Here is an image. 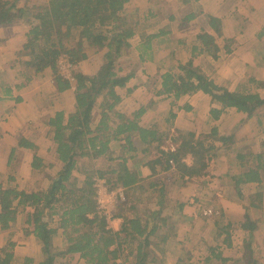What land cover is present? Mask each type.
I'll list each match as a JSON object with an SVG mask.
<instances>
[{"label":"crops","instance_id":"obj_1","mask_svg":"<svg viewBox=\"0 0 264 264\" xmlns=\"http://www.w3.org/2000/svg\"><path fill=\"white\" fill-rule=\"evenodd\" d=\"M133 4L141 8L137 15L134 12L138 9H133V12L127 10ZM127 9L138 24V35L133 38L139 51L138 67L128 71L132 77L124 87L115 90L120 98L116 111L129 118L138 111L142 112L139 127L149 129L156 125L161 135H158V141L148 146L147 151H142L139 142L134 143V153L127 152L123 137L112 141L109 144L112 161L108 165L115 167L122 159L126 161L128 170L142 184L138 206L146 202L143 193L150 194L147 195L151 197L146 209L148 216L157 214L159 208L155 197L164 186L165 207L157 214L155 233L150 238L148 249L153 259L151 264H243L247 258L256 264H264V203L258 209L248 206V198L256 192L253 184L241 186L242 198L237 196L231 179L233 156L220 153L224 145L216 146V155L207 162L206 173L201 177L180 178L173 163L164 169L166 164L160 155V152L175 151L177 135L205 136L213 128L219 135L233 136L232 151L236 144L239 148L259 153L264 140V108L259 120L256 116L248 118L234 109H226L214 120L210 111L219 107L201 92L182 96L173 104L171 98L157 95L161 76L167 71L161 59L167 57L174 63L181 53L178 65L191 61L215 84L227 86L229 91L250 87L264 98V0H189L187 3L182 0H131ZM211 17L221 21V37L216 41L219 51L215 58L207 52L192 56L191 49L197 46L195 37L201 32L213 34L208 24ZM26 32L27 27L21 23L0 26V183L6 185L12 176L14 185L36 191L47 188V177L62 167L47 121L57 113H63L64 117L72 114L75 99L73 87L57 91L49 70L35 74L32 69L19 66L16 56L26 42ZM140 33L145 36L159 34L146 52H152L150 59L144 61H140L144 52ZM224 40L234 42L229 53L222 48ZM159 44L162 45L158 47ZM96 53L89 54L86 60L76 65L75 70L95 75L103 60L102 55L100 61L97 60ZM119 74L124 76L125 72ZM98 120L95 109L91 119L93 129ZM20 141L24 145L20 146ZM36 156L41 161L40 169L33 170L32 162ZM156 159L159 164L154 165L156 168L152 171L149 165ZM104 161L101 157L95 163L104 165ZM182 162L190 167L193 159L187 155ZM150 182L156 184L155 189H148ZM37 184L44 186L35 189ZM130 199L133 201L132 197ZM205 201L209 204L213 201V205L208 206L215 207L214 216H203L202 210L209 208ZM24 218L25 213H19L11 229L0 230V249L10 240L15 244V258L35 260L37 257L32 254V249L33 246L39 249L40 245L31 234H24L25 225L21 223ZM246 218L256 224L249 241L241 228ZM154 224L149 221L150 227ZM121 226L118 219L110 224L115 233L120 232ZM27 230L30 229L27 227ZM246 241L249 243L245 244ZM62 247L61 243L59 249ZM66 257L59 263L69 264L74 258L78 263L82 261L77 254L69 255L68 260ZM128 264H134L133 260L130 259Z\"/></svg>","mask_w":264,"mask_h":264},{"label":"trees","instance_id":"obj_2","mask_svg":"<svg viewBox=\"0 0 264 264\" xmlns=\"http://www.w3.org/2000/svg\"><path fill=\"white\" fill-rule=\"evenodd\" d=\"M188 1L182 0L183 3ZM130 2L40 0L38 4L31 5L29 0H0V26L21 23L27 27L26 42L16 56L19 66L32 69L35 74L49 70L57 91L63 92L73 87L75 99L72 114L64 117L63 113H57L47 121L50 137L56 145L57 159L62 163L59 171L47 177V188L36 191L21 189L14 185L12 176L6 185L0 183V230L11 229L19 213H25L26 218L21 219L25 225L24 234H31L41 247L42 259L35 261L24 258L23 264H60L62 257L75 254L85 264H128L130 259L134 264L153 263L148 249L150 238L155 233L157 214L165 207L164 186L159 190V196L155 197L159 208L157 214L148 216L147 210L138 206L141 201V194L138 193L143 190L141 182L128 170L126 161L122 159L115 167L108 165L112 161L109 158V144L112 141L123 137L127 152L134 153V143L139 142L142 151H147L148 146L158 141V135H161L156 125L149 129L139 127L142 112L138 111L129 118L116 111L120 98L115 90L124 87L132 77V73L121 76V69H117L116 64L122 53L131 49L130 40L139 31L138 24L126 10ZM208 24L213 34L201 32L195 37L197 46L192 47V56L207 52L216 57L221 21L211 17ZM140 34L141 43L144 44L140 61H144L150 59L152 52H146L159 34ZM233 43V40H224L222 48L226 53L230 52ZM89 50L102 52V64L93 76L75 70L76 65L88 58ZM60 57L67 58L72 65V82L58 71ZM175 71L169 70L161 76L158 96L171 98L173 104L182 96L201 92L219 107L210 111L214 120L226 109H234L248 118L256 116L260 119L264 98L258 93L247 87L229 91L227 86H219L206 77L191 61L179 64ZM95 109L99 120L93 129L91 119ZM232 138V135H219L215 128L209 135L200 137L179 134L175 137L174 152H160L166 164L164 169L170 168L173 163L182 179L185 176H204L207 162L216 155V146L222 144L224 149L220 153L233 156L231 179L237 196L242 198L241 186L253 184L256 192L248 198V206L261 208L264 203V140L259 153H245L231 150ZM21 145H24L23 141H20ZM187 155L193 159L190 167L182 162ZM101 157L107 161H104V165L95 163ZM40 164L39 158L34 157L32 169H38ZM157 164L159 161L156 159L152 165H148L153 171ZM75 175L77 178H73ZM95 176L105 179L111 188L124 190L125 200L119 203L115 214V218L122 220L119 233L113 232L103 219L95 215ZM155 185L150 182L148 189H155ZM132 195L135 197L129 201ZM143 197H146V204L151 199L149 196ZM149 221L156 224L150 227ZM241 228L247 233L249 241L256 224L246 218ZM59 235L63 247L55 249L53 243ZM14 247L15 244L8 240L0 249V264L14 262ZM243 262L256 264L250 258Z\"/></svg>","mask_w":264,"mask_h":264},{"label":"rangeland","instance_id":"obj_3","mask_svg":"<svg viewBox=\"0 0 264 264\" xmlns=\"http://www.w3.org/2000/svg\"><path fill=\"white\" fill-rule=\"evenodd\" d=\"M40 0H29V2L31 3V5H36V4H38V2H39ZM133 9L134 10H136V9H138V11H136V12H134V15H137L138 13H139V11H140V6L138 5V4H133L132 6H130L127 10H130V12H133ZM133 24V26H135L134 25V22L132 23ZM130 45H132V48L131 49H129V50H125L123 53H122V55H121V57L118 59V61H117V64H116V68L118 69V68H120L121 70V72L122 71H124L125 72V75L128 73V71H132V70H134V69H136L137 67H138V62H137V55L139 54V51L138 50H136V48H135V46H136V43H134V40L133 39H131L130 40ZM89 53L90 54H93L94 52L93 51H91V50H89ZM101 55H102V52L100 51V52H97L96 53V55H95V57L97 58V60H99L100 61V57H101ZM182 54L180 53L178 56H177V59H176V61H174V63H172L171 61H168V58L167 57H164V59H161V60H164L163 61V65L166 67V69H167V71H169V70H171V68L175 71V68H177V66H178V60L180 59V57H182L181 56ZM156 57H158V56H156ZM59 60V59H58ZM66 60H68L67 58H66ZM69 62V61H68ZM70 63V62H69ZM57 64H58V62H57ZM71 64V63H70ZM150 71H151V69H149ZM58 71H59V73H60V70L58 69ZM166 71V72H167ZM176 72V71H175ZM124 74V73H123ZM121 75V74H120ZM122 76V75H121ZM248 88V90H251L250 89V87H247ZM251 91H253V90H251ZM217 106V105H216ZM243 122V119H241V123ZM248 126H251V124L249 123V125ZM184 136V135H183ZM224 136V135H223ZM200 137V136H199ZM234 148H233V151H235V150H237V151H240V152H245V153H247V152H252V151H250V150H248L247 148H239L238 147V145H236V144H234V146H233ZM236 148H238V149H236ZM231 167H233L232 165H231ZM231 167H230V169H231ZM96 177V176H95ZM73 178H77V175H75ZM42 183L44 184V185H46V182L45 181H42ZM44 185H42V184H37L36 186H34V188L36 189V188H40V187H42V186H44ZM142 185V184H141ZM144 185V184H143ZM147 185V184H146ZM217 188H215L214 190H216ZM147 195H150V194H147ZM147 195H145L144 193H143V195L142 196H147ZM135 197V195H132V198H134ZM209 201V200H208ZM208 201H205L204 202V204H206L205 206L206 207H209L208 205H213V201H211L210 202V204H209V202ZM215 205V204H214ZM148 205L145 203V202H143L140 206H139V208H141V209H143V208H145V209H147L148 207H147ZM150 208H151V205L149 206ZM209 208H212V206H210ZM215 207L213 206V210H215L216 211V209H214ZM119 220V219H118ZM120 221H122V220H120ZM122 224V223H121ZM121 228H122V226H121ZM121 230V229H120ZM60 239H61V237H57V238H55V240H54V243H53V247L55 248V249H59V246H60V244L62 243V241H60ZM63 244V243H62ZM32 254H34L35 255V257H37L36 259H35V261L36 260H40V259H42L43 257H42V252H41V247H39V249L38 248H36V246L34 247L33 246V249H32ZM24 258H28V257H16L15 258V260H14V262L12 263V264H23V259ZM64 258L65 257H62L61 259L62 260H64ZM66 260H68V256L66 257ZM71 260V262L69 263V264H85L84 263V261L82 262V261H79V263H78V260L76 259V258H74V259H70ZM80 260V259H79ZM66 264H68V263H66Z\"/></svg>","mask_w":264,"mask_h":264},{"label":"built area","instance_id":"obj_4","mask_svg":"<svg viewBox=\"0 0 264 264\" xmlns=\"http://www.w3.org/2000/svg\"><path fill=\"white\" fill-rule=\"evenodd\" d=\"M57 67L63 77L67 80H72V65L65 57L59 58ZM93 188L95 190L96 201L95 215L99 219H103L110 228V224L117 220V218H115L117 206L125 200L124 191L121 188H111L105 179L99 178L98 176L93 178ZM202 213L203 216L206 217L214 216L216 214L212 208H205L202 210Z\"/></svg>","mask_w":264,"mask_h":264}]
</instances>
